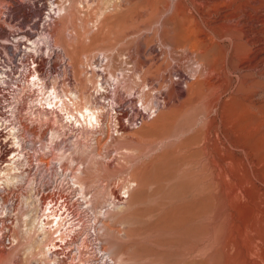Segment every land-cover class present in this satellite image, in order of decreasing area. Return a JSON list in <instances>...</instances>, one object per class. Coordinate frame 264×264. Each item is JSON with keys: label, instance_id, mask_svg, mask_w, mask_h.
Returning a JSON list of instances; mask_svg holds the SVG:
<instances>
[{"label": "rangeland", "instance_id": "1", "mask_svg": "<svg viewBox=\"0 0 264 264\" xmlns=\"http://www.w3.org/2000/svg\"><path fill=\"white\" fill-rule=\"evenodd\" d=\"M5 1L0 0V9ZM81 1H71V22L63 25L67 35L54 33L58 10L50 24L57 46L50 79H56L57 92L67 83L63 73L70 65L68 89L93 94L86 68L96 54L108 52L115 67L127 69L129 80L139 77L137 89L146 85L144 91L160 102L153 117L137 100L139 94L129 100L121 84L111 80L125 97L121 94V104L114 106L110 91L115 88L100 90L111 95L105 105H113L101 112L104 117L93 131L57 112V136L62 138L57 155H64L90 196L99 240L111 263L264 264V127L259 130L264 0ZM23 3L31 5L30 0ZM23 3L15 4L18 14L27 12L17 6ZM59 3L54 0L56 8ZM191 32L201 41L191 39L196 49H189L190 42L185 53L178 51L171 60L160 39L180 50ZM200 63L214 66L215 73L194 77ZM171 78L181 94L169 100ZM99 94L92 102H102ZM223 105L230 120L221 115ZM14 211L15 243L10 250L0 247V264H32L39 261L45 239L40 245L25 235L23 204Z\"/></svg>", "mask_w": 264, "mask_h": 264}, {"label": "built area", "instance_id": "2", "mask_svg": "<svg viewBox=\"0 0 264 264\" xmlns=\"http://www.w3.org/2000/svg\"><path fill=\"white\" fill-rule=\"evenodd\" d=\"M25 1L0 9V247L14 245V209L23 204L45 236L36 264H112L90 196L57 155V46L49 34L57 8L54 0ZM17 2L25 14L15 12Z\"/></svg>", "mask_w": 264, "mask_h": 264}, {"label": "bare ground", "instance_id": "3", "mask_svg": "<svg viewBox=\"0 0 264 264\" xmlns=\"http://www.w3.org/2000/svg\"><path fill=\"white\" fill-rule=\"evenodd\" d=\"M71 1L72 0H59V5L57 6V10H58V16H56L57 17V25L55 26V30H54V33L55 34H57L58 33V31H59V34H63V35H67L68 34V29L66 28V27H64L63 25H64V21H66L67 23L68 22H71V18H70V13L68 12V11H70L69 10V8H70V6H72L71 5ZM74 1V0H73ZM205 1H207V0H205ZM82 3L83 2H85V4H86V2H88V0H82L81 1ZM81 2H78L77 4L78 5H81L80 3ZM208 2V1H207ZM215 2V1H214ZM66 3H68L67 5H66ZM213 3V2H212ZM89 4V3H88ZM208 5H209V3H207ZM206 5V4H205ZM208 5L206 6V7H208ZM211 6V5H210ZM209 6V7H210ZM210 8H213V7H210ZM203 9H205V6H204V8ZM209 10V9H208ZM203 11V10H202ZM211 11V10H210ZM200 13H201V11H200ZM206 13H207V11H206ZM203 15H204V12L202 13ZM55 18V17H54ZM54 20V19H53ZM56 20V19H55ZM54 20V21H55ZM54 21H53V23H54ZM53 23H52V25H53ZM67 26V25H66ZM50 33V32H49ZM69 37H71V36H69ZM52 38V37H51ZM159 38H161V37H159ZM198 38H199V36H198V34L197 33H195V32H191L190 34L189 33H186V35H185V37H184V42L185 43H187V45H185L184 47H182V49L180 48V50H178V49H175V48H173V47H171L168 43H166V41H164L162 38L160 39V41H161V45L163 46V48H165V53H167V55L169 56V57H171L170 59L172 60V57L174 56V54L175 53H177L178 51L179 52H182V53H185L186 52V50H188V45H189V43L192 41L191 39H193V41L195 42H201L200 40H198ZM213 38V37H212ZM200 39V38H199ZM197 43H192L191 42V45L189 46V49H191V50H195L196 49V47H197ZM199 50V49H198ZM60 51H61V53H62V50L60 49ZM111 51V50H110ZM202 51H200V53H201ZM112 54V53H111ZM110 54V55H111ZM114 54V53H113ZM62 55V54H61ZM109 54H108V52L107 53H101V55L100 54H96V56H94V58H93V62H90L89 63V66H87V68H86V71L89 73V78L86 80V81H88L89 82V84H91L92 85V87H93V94H90V96L88 97L87 96V94L86 93H83L82 91V93H80V91H76V90H74V91H72L71 92V90H69V89H72V88H69L68 89V87H69V85L68 84H70V80H71V78H70V76H73V75H71L72 73L70 72V70L69 69H67L68 67H70V65H68V67H66V70L64 71V73H63V75H64V78H63V84H64V82L67 80V78H68V80H67V83H65V85H63L64 87H62V85H61V87L63 88L62 90L61 89H59L60 90V92H58L57 93V96L55 95V97H54V99H56L57 100V105H59V114H64L65 116H67V118L69 119V118H71V119H73L72 121H74L75 122V124L77 123L78 124V126H80V127H78V128H81L82 130L83 129H90L91 131H93V129H96V127L97 126H99L100 125V118H101V120H102V117H104V116H101L102 114H101V112L102 113H104L103 112V110L104 109H106V107H107V105L108 106H110V105H113L114 104V106H116V105H118L117 103H119V100H120V98L122 97L121 96V94L125 97V93H128V96L127 97H129L128 99L130 100L131 98H132V96L133 95H135V94H139L138 96H139V98L137 99V100H139L141 103H142V106L144 107V110H147L149 113H152V114H154L153 115V117L154 116H156L157 115V112L159 111V104H160V102L157 100V98L153 95H151V92H150V90L148 89L147 91H144V88H145V86H142L141 87V89L139 90V89H137L138 88V85H139V83L141 82H139V77L137 78V77H134L132 80L130 79H128L127 77V75H125L126 74V72H125V70H127V69H124V68H122V66H117V67H115L114 66V64H113V62L114 61H112V56H110ZM118 56H120V55H118ZM64 58H65V56H64ZM84 58V57H83ZM87 58V57H86ZM116 58H119V59H121V57H117V54H116ZM63 59V58H62ZM92 59V58H91ZM124 60V59H123ZM86 61H88V60H86ZM103 61H104V63H103ZM214 61V60H213ZM67 62H69V61H67ZM66 62V63H67ZM96 62V63H95ZM122 62V61H121ZM123 64H124V62H122ZM65 64V63H64ZM116 64V63H115ZM119 64H121V63H119ZM67 65V64H66ZM65 66V65H64ZM89 67V68H88ZM64 68V67H63ZM62 68V69H63ZM214 69V66H212V68H211V66H207V65H205L204 63H200L199 64V67L198 68H196L195 70H193V76L195 77L196 76V78L198 77H206V78H210V75H212L213 73H215L214 71L215 70H213ZM84 72V73H87V72ZM136 74V73H135ZM216 75V74H215ZM221 75V74H220ZM85 76V75H84ZM133 76V75H132ZM137 76V75H136ZM193 76H190L191 78L193 77ZM129 77H131L130 76V74H129ZM169 78V77H168ZM111 80H116V82L120 85L121 84V88H124L125 90V93L123 94V92L120 94V90H121V88H120V86L118 85H116L115 86V84L114 83H112V81ZM57 81H58V79H57ZM164 81V80H163ZM208 81H209V79H208ZM59 82V81H58ZM72 82V81H71ZM87 82V83H88ZM162 82V81H161ZM75 83V82H74ZM116 83V84H117ZM169 83H170V85L168 86L169 88H167L168 90V92H167V98L170 100V99H172V98H174V97H178L180 94H181V91L180 90H178V89H175V88H173L172 87V84H173V82H172V78L169 80ZM205 83L206 84H210V81L209 82H207V80H205ZM60 84H62V83H60ZM141 84H142V82H141ZM79 85V84H78ZM85 85H88V84H85ZM106 85H108V87L110 86H113L115 89H113V90H111L110 92H111V94H112V99L110 100V101H113V104H110V102H108V104L107 105H105V101L108 99V98H110V96L109 97H105L104 96V93H101V94H99V92H100V90H102L103 88L105 89V91H107L108 90V88L106 87ZM168 84H166V86H167ZM166 86L165 85H163V87L164 88H166ZM80 87V86H79ZM82 87V86H81ZM120 88V89H119ZM58 90V91H59ZM73 90V89H72ZM89 91V90H88ZM123 91V90H122ZM215 91H217V90H215ZM219 91V90H218ZM92 93V92H91ZM95 93V94H94ZM97 94H99L100 95V97L101 98H103V100H102V102L101 101H99V100H97V101H93L92 102V98L93 99H96L97 97H95V95L97 96ZM105 94H107V93H105ZM102 96H104V97H102ZM121 96V97H120ZM123 97V98H124ZM134 97V96H133ZM126 100H128L127 98H125ZM217 100V99H216ZM119 104H121V103H119ZM166 104H167V102L165 101V100H163V104H161L162 106H166ZM218 105V104H217ZM215 106V105H214ZM225 105H223L220 109H222L223 108V113L221 114L225 119L224 120H226V116H228L227 118H229V120H230V116L232 115L231 113L230 114H228L227 115V113L226 112H224L226 109H225ZM215 108V107H214ZM213 108V109H214ZM228 108V107H227ZM112 109H114V108H112ZM219 109V110H220ZM106 111V110H105ZM147 113V112H146ZM145 113V114H146ZM148 113V114H149ZM226 113V114H225ZM233 113V112H232ZM234 115V114H233ZM149 116V115H148ZM264 118V116H261V120L259 121L260 122V124H259V130L260 131H262L263 130V127H264V122H263V119ZM232 119V118H231ZM236 119V118H235ZM70 120V119H69ZM104 121V120H103ZM240 121V123H241V119L239 120ZM214 122V121H213ZM212 122V123H213ZM233 122V121H232ZM72 123V122H71ZM103 123V122H102ZM119 123V122H118ZM237 123V122H236ZM236 123H235V125H236ZM104 124V123H103ZM214 124V123H213ZM225 125H227V123L225 124ZM102 126V125H101ZM228 127V126H227ZM229 127H232V123H231V121H229ZM79 130V129H78ZM85 130V131H86ZM85 131H84V133H85ZM102 131V130H101ZM96 132V131H95ZM94 132V133H95ZM100 131L98 130V133H99ZM119 132V131H118ZM258 132V131H257ZM84 133H82V134H84ZM93 133V132H92ZM93 133V134H94ZM210 133V132H209ZM208 133V134H209ZM250 133V132H249ZM86 134V133H85ZM101 134H102V132H101ZM210 135V134H209ZM81 140V139H80ZM79 141V140H78ZM206 142L208 141V140H205ZM77 144V143H76ZM81 145V144H80ZM76 146V145H75ZM77 146H79V145H77ZM62 150V149H61ZM75 150V149H74ZM69 151H71V150H69ZM75 151H77V150H75ZM75 151H74V153H75ZM62 152V151H61ZM60 152V153H61ZM64 152V151H63ZM69 153V152H68ZM67 153V154H68ZM64 154H66V153H64ZM72 154V152L70 153V155ZM60 155V154H59ZM58 155V156H59ZM62 155V154H61ZM60 155V156H61ZM62 156H64V155H62ZM71 156H73V154L71 155ZM72 158H75V156L74 157H72ZM76 159V158H75ZM74 159V160H75ZM69 160V159H68ZM73 160V159H72ZM66 164L68 165V162H66ZM72 164H74V163H72ZM68 167H69V165H68ZM71 168V167H70ZM69 168V169H70ZM71 170H72V168H71ZM72 172V171H71ZM73 173H74V171H73ZM74 174H76V173H74ZM75 177V176H74ZM77 178V177H76ZM6 181H8V179H6ZM79 186L82 188V187H84V185H83V183H81V184H79ZM84 189V188H83ZM85 190V189H84ZM85 192H87L86 190H85ZM123 197V196H122ZM125 198L127 197L126 195L124 196ZM121 198V197H120ZM124 198V199H125ZM95 208V207H94ZM103 209V208H102ZM95 210H96V208H95ZM100 211V210H99ZM102 211V210H101ZM19 212V211H18ZM106 214H108L107 213V211L105 212ZM20 214V213H19ZM99 214H101V213H99ZM21 217V216H20ZM20 217H19V219H17L18 220V222H19V220H20ZM17 218V217H16ZM104 218V217H103ZM21 219H23V221H22V225H23V231L25 232V235L28 237H31V236H33L34 238H36V239H34V240H36V243L37 244H40L41 245V243H42V240L41 239H43L45 236H44V234H43V231L41 230V228L37 225V223H36V221H35V219L34 218H32V216H31V214L28 212V213H24V215H23V213H22V217H21ZM19 224H20V222H19ZM16 226H18V225H16ZM15 232V231H14ZM13 233V232H12ZM13 235H15V233L13 234ZM15 239H16V237H14ZM14 239V240H15ZM18 243V242H17ZM43 244V243H42ZM13 247V246H12ZM11 247V248H12ZM9 250H10V248H9ZM42 250V249H41ZM38 255H37V257H39L38 259H39V261H36V262H34L35 264L37 263V262H42V261H44V259H45V252L44 251H40V250H38ZM106 253H108V252H106ZM41 259V260H40ZM110 259H111V257H110ZM34 263H32V264H34Z\"/></svg>", "mask_w": 264, "mask_h": 264}]
</instances>
